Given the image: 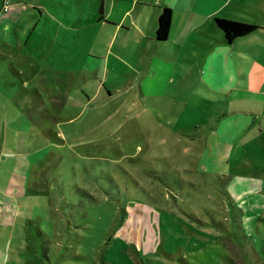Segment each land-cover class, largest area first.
<instances>
[{"label":"rangeland","instance_id":"374dc122","mask_svg":"<svg viewBox=\"0 0 264 264\" xmlns=\"http://www.w3.org/2000/svg\"><path fill=\"white\" fill-rule=\"evenodd\" d=\"M34 68L0 44V189L18 209L8 264H264V205L248 232L227 194L230 176L264 174L241 141L209 146L217 111L177 72L154 90L109 70L98 89L92 74Z\"/></svg>","mask_w":264,"mask_h":264},{"label":"crops","instance_id":"0c3cea01","mask_svg":"<svg viewBox=\"0 0 264 264\" xmlns=\"http://www.w3.org/2000/svg\"><path fill=\"white\" fill-rule=\"evenodd\" d=\"M165 5L172 9L170 32L158 40V16ZM263 9L264 0H14L8 11L0 6V44L4 60L27 61L36 66L34 74L37 69L80 73L86 79L92 74L99 79L98 89L109 70L127 75L134 87H143V79L154 90L158 80L164 90L177 72L179 90L191 95L194 105L212 104L217 111L208 120L209 146L231 154L241 141L242 151L255 157L264 174ZM217 16L260 27L228 41ZM229 181L236 189L228 185L227 194L242 211L243 228L252 225L250 232L260 226L264 177L233 175ZM0 196L7 242L0 247V264H8L18 209L11 194L0 189Z\"/></svg>","mask_w":264,"mask_h":264},{"label":"trees","instance_id":"16d2710c","mask_svg":"<svg viewBox=\"0 0 264 264\" xmlns=\"http://www.w3.org/2000/svg\"><path fill=\"white\" fill-rule=\"evenodd\" d=\"M171 21H172V9L171 7L165 5L162 7V10L158 16V24L155 34V37L158 40H165L168 37V34L170 32ZM216 22L224 31L225 37L228 41H231L236 37L249 34L260 27L257 23L252 21L225 18L220 16L216 17ZM228 199L232 204L231 207L235 209V211H238V207L234 203V200H232L230 194L228 195ZM243 233L246 235L245 232ZM12 239H10V245L12 244Z\"/></svg>","mask_w":264,"mask_h":264},{"label":"built area","instance_id":"2783aa9c","mask_svg":"<svg viewBox=\"0 0 264 264\" xmlns=\"http://www.w3.org/2000/svg\"><path fill=\"white\" fill-rule=\"evenodd\" d=\"M12 0H3L2 1V10L8 11L11 6Z\"/></svg>","mask_w":264,"mask_h":264}]
</instances>
